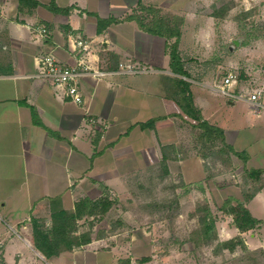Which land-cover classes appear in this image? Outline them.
Wrapping results in <instances>:
<instances>
[{
  "label": "crops",
  "instance_id": "crops-1",
  "mask_svg": "<svg viewBox=\"0 0 264 264\" xmlns=\"http://www.w3.org/2000/svg\"><path fill=\"white\" fill-rule=\"evenodd\" d=\"M38 1L33 6L0 0V264H118L123 257L131 264H170L169 252L156 254L151 248L144 262L136 260L135 252L145 240L154 246V233L170 228L163 193L171 188L174 204H183L186 197L196 195L190 183H200L205 176L201 155L181 143L185 121L175 115L179 106L170 91L178 76L170 68L168 46L174 38L124 18L140 0H55L60 7H69L67 12L51 10L52 0ZM141 2L164 6L156 0ZM225 2L229 4L224 9L208 16L186 15L179 50L188 71H199L187 79L203 116L223 128L236 150L246 152V167L264 168V107L256 111L247 98L260 88L264 103V25L247 26L245 19L258 23L260 18L241 19L233 13L235 0ZM239 2L246 10L264 6V0ZM98 17L118 20L99 31ZM41 24L48 28L45 35L37 32ZM78 35L92 41L93 66L107 72L82 79L81 104L64 98L36 75L37 56L48 51L63 64H76L79 54L71 43ZM236 37L242 38L241 44L231 49ZM190 61L193 70L187 65ZM121 62L141 71L122 72ZM229 71L237 77L228 88L244 97L219 90ZM238 101L252 108L251 119L223 113ZM92 115L99 123L89 120ZM150 119H155L152 126L142 125ZM253 181L259 186L246 205L262 221L241 231L234 223L227 225L233 221L230 213L218 209L227 220L222 219L221 227L215 224L218 238L213 241L240 235L250 251L262 254L247 263L264 264V172ZM105 193L115 202L93 228L106 227L105 235L52 258L35 246L32 217L50 226L53 208L70 210L82 197L97 199ZM208 197L212 199L211 194ZM183 211L184 206L175 213ZM79 222L81 230L88 228L86 219ZM177 224L176 229L181 226ZM137 232L144 238L138 239ZM235 251L223 248L214 254Z\"/></svg>",
  "mask_w": 264,
  "mask_h": 264
},
{
  "label": "trees",
  "instance_id": "trees-1",
  "mask_svg": "<svg viewBox=\"0 0 264 264\" xmlns=\"http://www.w3.org/2000/svg\"><path fill=\"white\" fill-rule=\"evenodd\" d=\"M23 5L30 2L33 6L40 3L38 0H19ZM48 7L55 12H67L69 7H60L52 0ZM146 9L148 12H153L150 20H146L144 16L139 14V10ZM224 9V8H223ZM159 9L152 5H145L143 2L138 3V6L133 11L127 14L124 18L135 19L139 25L149 31L166 36L168 39L174 38L169 43L170 54V68L178 76H174L175 82L171 87V94L175 102L179 106V115L186 123L191 125L194 130H198L197 136L203 143L214 144L220 146V153L235 154L244 162L247 161L248 156L246 152L239 151L233 145L228 143L222 127L211 123L202 114L201 109L195 104L193 93L191 90V81L187 77H191V73L185 66V60L179 50V43L182 35L181 25L183 18L168 17L166 15L158 14ZM115 17L101 18L98 17V30L101 31L107 27L111 22L117 21ZM34 119L38 121L34 112ZM155 119H150L143 123V126H152ZM215 153V152H214ZM217 154V153H216ZM204 156L208 154L204 153ZM165 151L163 152V159H166ZM248 173L249 184H254L255 189L248 194H244L243 199L235 198L233 196L227 197L220 209L233 215L234 223L241 231H247L255 228L262 220L255 217L248 206V201L258 189L259 184H255L253 179L260 178L264 172V168L245 167ZM251 181V182H250ZM115 200L110 198L108 193L103 196L92 199L88 196L78 199L73 209L53 208L52 223L48 226L45 221L38 217H32L31 223L33 228V241L35 246L48 258L58 256L64 250H72L75 247L90 243L94 237L105 235L108 230L101 227L98 230H93L98 221H101L109 209L114 204ZM205 214L200 216L201 228L198 229V234L205 243H210L214 238H218L213 232L215 226V219L212 216L211 209L205 207ZM91 217V218H90ZM86 219L88 228L81 230L80 220ZM111 229V228H109ZM110 231V230H109ZM220 249L228 248L234 251L237 246L245 247L243 238L238 235L234 238L219 241ZM148 260V256H143L139 259L140 262ZM118 264H131L130 258L123 257L119 259Z\"/></svg>",
  "mask_w": 264,
  "mask_h": 264
},
{
  "label": "rangeland",
  "instance_id": "rangeland-1",
  "mask_svg": "<svg viewBox=\"0 0 264 264\" xmlns=\"http://www.w3.org/2000/svg\"><path fill=\"white\" fill-rule=\"evenodd\" d=\"M156 2L164 3L163 7H155L159 9L158 14L166 15L169 18H183V22L185 21L187 14L199 13L201 15L208 16L215 9H223L229 4L228 2H225V0H156ZM235 2L237 5L233 9V13L238 14L239 18L245 19L249 16L252 18L253 15L254 18L257 16L260 18L258 23H255L254 19L252 21L245 19L244 22L247 24V26H251V28H253L256 27V25H264V6L261 7L256 5V7L246 10L243 2H239V0H235ZM176 3H178L181 7L179 10H177L176 6H174ZM151 5L154 6L153 4ZM177 11H179V13ZM182 11L183 13H181ZM138 12L144 16L146 20H150V18L153 16V12H148L146 9L139 10ZM234 31L235 30H232V32ZM232 35L236 36L237 31L232 33ZM187 65L193 70V63L191 61L188 62ZM193 72L198 73L199 71L196 72L193 70ZM193 72L191 71V73ZM214 72L215 70L213 69L209 70V73L211 74ZM215 73H218V71ZM225 111L226 114H243L249 116V118L254 112L249 105L242 101H238L235 107H225L223 113ZM178 121L179 123L182 122L180 119H178ZM183 126L184 127H182L183 129L181 130V143L190 147V149L193 147L195 150L194 152L197 151L203 158L202 163L204 166L205 175L203 177L204 181H201L200 183L196 182L194 184L190 183V187L192 188L194 186L197 192L196 195L192 196V198L186 197V199L182 202L183 204H174L172 198L176 193H171V188L167 189V191L163 193L166 194L165 196H167L165 201L168 202L167 204L169 207H167L169 211L167 208L165 210L166 214H168L166 218L169 222L168 224L170 228L165 232L162 231L154 233V246H149L148 241L146 240L143 243H139V248H137L135 252L137 255L136 260H139L143 256H147L151 252L152 248V252L156 254L169 252L171 259L170 264H180L178 261L180 260V256H183L182 260H184V264H229L232 261L234 264H248L247 260L255 261L262 254H260V252L257 250L250 251L246 246H237L234 254L227 252L223 253V255H216L214 254V251H220L218 239L210 243H205L198 234L197 231L202 226V223L200 222V216L205 214L207 211L203 208L207 207L211 209L210 211L213 218L215 219V224H219L218 226L221 227L222 225L220 222L222 219L227 220L226 215L223 212L218 211L224 200L229 196L243 199L244 194L251 193L256 186L254 184H249L248 179L250 176H248L247 170L245 168L246 165L243 164V160L240 157H236V155L232 153H220V146H215L214 144L210 143H203V141L197 136L198 130H194L191 125L186 122L183 123ZM204 153L208 155L204 156ZM158 168L160 169V166ZM200 185H202V188H200ZM210 194L212 197L211 200L208 197ZM183 206V214H176L175 212H180L181 207ZM212 209L214 211H212ZM151 220H154V218L151 217L150 221ZM177 223L181 224L178 229H176V225H178ZM232 223H234V218L233 221L229 220L227 225ZM172 224L175 225L172 226ZM215 228L216 226H214L212 230L214 234ZM137 233L138 239L144 238L141 233ZM236 236L238 235L228 238L230 239ZM176 239H178V241ZM226 239L227 238H225V240ZM180 251L183 252V255H179Z\"/></svg>",
  "mask_w": 264,
  "mask_h": 264
},
{
  "label": "built area",
  "instance_id": "built-area-1",
  "mask_svg": "<svg viewBox=\"0 0 264 264\" xmlns=\"http://www.w3.org/2000/svg\"><path fill=\"white\" fill-rule=\"evenodd\" d=\"M36 29L38 33L43 35L48 32V28L45 24L38 25ZM71 44L73 46L72 50L79 54L76 64H63L52 51H48L37 56L39 70L36 75L46 79L54 85L64 98L81 104L85 99L81 85L82 79L88 76L98 78L105 75L107 72L93 66V59L90 55L93 43L88 37L83 35L75 36L72 38ZM120 71L137 73L141 70L136 68L132 63L121 62ZM236 77L234 72L229 71L218 88L223 93L235 97H244L243 94L233 92L228 88ZM262 93L263 90L259 88L247 95V98L252 102L253 108L256 111H260L261 108L264 107V103L261 101ZM89 120L92 123H99V120L93 115L89 117Z\"/></svg>",
  "mask_w": 264,
  "mask_h": 264
},
{
  "label": "water",
  "instance_id": "water-1",
  "mask_svg": "<svg viewBox=\"0 0 264 264\" xmlns=\"http://www.w3.org/2000/svg\"><path fill=\"white\" fill-rule=\"evenodd\" d=\"M242 41L241 37H236L233 42L232 45L230 46L231 49H234L236 45H240Z\"/></svg>",
  "mask_w": 264,
  "mask_h": 264
}]
</instances>
